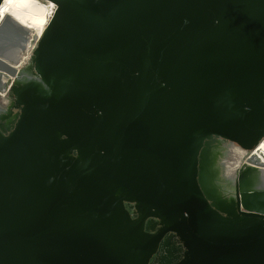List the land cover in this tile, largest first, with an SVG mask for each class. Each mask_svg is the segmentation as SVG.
I'll return each instance as SVG.
<instances>
[{"label": "water", "instance_id": "obj_1", "mask_svg": "<svg viewBox=\"0 0 264 264\" xmlns=\"http://www.w3.org/2000/svg\"><path fill=\"white\" fill-rule=\"evenodd\" d=\"M50 1L0 61V264H264V166L224 169L264 139V0Z\"/></svg>", "mask_w": 264, "mask_h": 264}, {"label": "bare ground", "instance_id": "obj_2", "mask_svg": "<svg viewBox=\"0 0 264 264\" xmlns=\"http://www.w3.org/2000/svg\"><path fill=\"white\" fill-rule=\"evenodd\" d=\"M55 10L56 5L50 0H3L0 6V29L13 34L15 38L11 39V44L0 42V61L18 71L32 60L40 37ZM39 33L37 42L33 45L34 38ZM262 146L264 139L248 157L245 152L237 151L226 162L225 175L231 186L236 185L237 170L244 160L254 166H264ZM237 196L242 211L264 215V191L243 192Z\"/></svg>", "mask_w": 264, "mask_h": 264}, {"label": "flooded vegetation", "instance_id": "obj_3", "mask_svg": "<svg viewBox=\"0 0 264 264\" xmlns=\"http://www.w3.org/2000/svg\"><path fill=\"white\" fill-rule=\"evenodd\" d=\"M43 31V30H42ZM41 31V32H42ZM8 34V36H7ZM40 33L34 38L33 41V45L37 42V39L39 37ZM15 38V36L7 31H5L4 29H0V42H5V43H12V40ZM3 80L0 77V84H2ZM12 93L10 92L9 94V98H5L2 95H0V114L7 108L8 104L10 103V98H11ZM130 209L134 208V205L130 204L129 205ZM182 259V256H176L174 258L168 259L160 264H178L179 261Z\"/></svg>", "mask_w": 264, "mask_h": 264}, {"label": "built area", "instance_id": "obj_4", "mask_svg": "<svg viewBox=\"0 0 264 264\" xmlns=\"http://www.w3.org/2000/svg\"><path fill=\"white\" fill-rule=\"evenodd\" d=\"M41 38H42V36L40 37V41H41ZM40 41H39V43H40ZM39 43L37 44V48H36V50L38 49V47H39ZM36 50H35V52H36ZM35 52H34V54H35ZM34 58V57H33ZM32 63H33V59L32 60H29L19 71H23V70H30V68H31V66H32ZM11 87H9V89L4 93V94H0V95H3L5 98H9V94H10V92H11Z\"/></svg>", "mask_w": 264, "mask_h": 264}, {"label": "snow or ice", "instance_id": "obj_5", "mask_svg": "<svg viewBox=\"0 0 264 264\" xmlns=\"http://www.w3.org/2000/svg\"><path fill=\"white\" fill-rule=\"evenodd\" d=\"M5 11H6V9H5ZM262 147H264V146H262Z\"/></svg>", "mask_w": 264, "mask_h": 264}]
</instances>
